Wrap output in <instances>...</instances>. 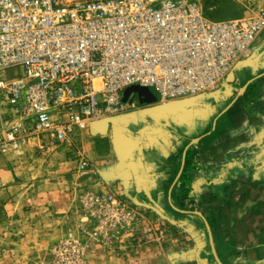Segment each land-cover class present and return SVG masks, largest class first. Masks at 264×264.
Here are the masks:
<instances>
[{"label": "built area", "instance_id": "obj_1", "mask_svg": "<svg viewBox=\"0 0 264 264\" xmlns=\"http://www.w3.org/2000/svg\"><path fill=\"white\" fill-rule=\"evenodd\" d=\"M237 1L245 13L211 21L200 0H0V152L76 150V133L121 115L134 85L163 105L226 84L264 29V0ZM83 205L103 243L145 222L110 190Z\"/></svg>", "mask_w": 264, "mask_h": 264}, {"label": "crops", "instance_id": "obj_2", "mask_svg": "<svg viewBox=\"0 0 264 264\" xmlns=\"http://www.w3.org/2000/svg\"><path fill=\"white\" fill-rule=\"evenodd\" d=\"M230 1L224 20L246 11ZM130 94L123 93L126 110L106 134L80 131L76 151L57 145L39 153L58 168L57 188L67 189L65 196L110 190L166 231L165 241L139 239L136 250L122 242L106 264H264V29L233 80L181 112L165 113L157 102ZM113 126L130 139L124 151L116 147ZM80 158L90 164L86 171L77 168ZM184 224L205 233L197 239L179 234L175 251L169 236Z\"/></svg>", "mask_w": 264, "mask_h": 264}, {"label": "rangeland", "instance_id": "obj_3", "mask_svg": "<svg viewBox=\"0 0 264 264\" xmlns=\"http://www.w3.org/2000/svg\"><path fill=\"white\" fill-rule=\"evenodd\" d=\"M200 3L211 21H223L232 8L230 0H200ZM15 71L8 69L6 75L13 76ZM29 146L24 145L17 152H0V264H106L124 241L132 242L135 250L142 244L139 239L147 240L151 236L165 241L166 231L146 220L120 232L108 243L93 239L91 231L96 223L85 209L83 197L86 192L101 193L104 189L72 191L69 197L65 196L67 189L61 192L62 188H57L58 168L47 166L46 158ZM24 150H28L30 157L20 158ZM202 228L184 224L174 228L175 234L169 237H174L175 242L179 234L188 231L197 239L205 233ZM178 244L174 243L175 251ZM160 263L164 264L162 260Z\"/></svg>", "mask_w": 264, "mask_h": 264}, {"label": "water", "instance_id": "obj_4", "mask_svg": "<svg viewBox=\"0 0 264 264\" xmlns=\"http://www.w3.org/2000/svg\"><path fill=\"white\" fill-rule=\"evenodd\" d=\"M240 64L241 63H239V65ZM233 77H234V71H231L226 78L227 82L232 81ZM126 92L136 93L144 102H157L159 99L157 92L154 89L148 88V87H131L127 89ZM197 97L179 99V100L165 103L162 105V109L165 113H168V114H175L177 112H181L185 108H188L194 105ZM97 125H101V128L97 129L96 128ZM111 125H113L112 119H109V121L105 119L95 121V122L90 123L89 131L91 134H106L107 130L109 129ZM112 135H113L116 147L119 151H124L130 146V139L122 133L121 129L113 126Z\"/></svg>", "mask_w": 264, "mask_h": 264}, {"label": "bare ground", "instance_id": "obj_5", "mask_svg": "<svg viewBox=\"0 0 264 264\" xmlns=\"http://www.w3.org/2000/svg\"><path fill=\"white\" fill-rule=\"evenodd\" d=\"M109 119H112L113 122H114V117H112V118H107V119H105V120H108V121H109ZM110 121H111V120H110ZM100 126H101V125H100ZM97 127H98V125H97ZM97 127H96V128H97ZM98 128H99V127H98ZM98 128H97V129H98Z\"/></svg>", "mask_w": 264, "mask_h": 264}]
</instances>
